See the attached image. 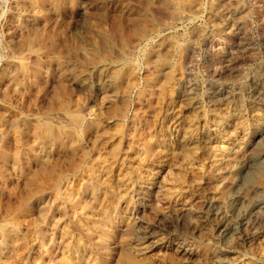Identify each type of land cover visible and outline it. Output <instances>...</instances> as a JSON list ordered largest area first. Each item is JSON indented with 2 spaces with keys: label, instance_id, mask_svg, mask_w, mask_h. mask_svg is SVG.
I'll return each instance as SVG.
<instances>
[{
  "label": "rangeland",
  "instance_id": "rangeland-1",
  "mask_svg": "<svg viewBox=\"0 0 264 264\" xmlns=\"http://www.w3.org/2000/svg\"><path fill=\"white\" fill-rule=\"evenodd\" d=\"M263 173L264 0H0V264H264Z\"/></svg>",
  "mask_w": 264,
  "mask_h": 264
},
{
  "label": "bare ground",
  "instance_id": "bare-ground-1",
  "mask_svg": "<svg viewBox=\"0 0 264 264\" xmlns=\"http://www.w3.org/2000/svg\"><path fill=\"white\" fill-rule=\"evenodd\" d=\"M181 1V0H180ZM184 1H186V0H184ZM175 2V1H174ZM192 2V1H191ZM191 6V5H190ZM162 8V7H161ZM222 8V7H221ZM179 9V8H178ZM190 13V12H189ZM232 30H233V28H232ZM213 41V40H212ZM221 43V42H220ZM222 44V43H221ZM213 46V45H212ZM205 47V46H204ZM167 48V47H166ZM163 52V51H162ZM168 53V52H167ZM165 54V53H164ZM213 65H215V64H213ZM218 67L220 66V65H217ZM216 66V67H217ZM222 68V67H221ZM206 69V68H205ZM214 70V69H213ZM229 71V70H228ZM220 72V71H219ZM121 74H123V73H121ZM121 76V75H120ZM118 82V81H117ZM119 91V90H118ZM86 111V110H85ZM127 113V112H126ZM81 116V115H80ZM83 118H84V116H83ZM100 118H98V117H96V120L95 121H93L92 123H94V125L95 126H99L100 125ZM78 120V119H77ZM79 121V120H78ZM71 124V123H70ZM82 124V123H81ZM222 125V124H221ZM79 126H80V124H79ZM77 127V126H76ZM67 138V137H66ZM70 140V139H69ZM69 145V144H68ZM84 155H86L85 153H83ZM84 155H83V157H84ZM100 156H102V155H100ZM188 156V155H187ZM82 158V157H81ZM85 159V158H84ZM247 159V158H246ZM245 159V160H246ZM98 160V159H97ZM96 160V162L95 163H93V165H92V167L91 166H88L89 167V169L90 170H92V172L91 173H89L90 175H91V177H93L92 175H94L95 173V169H94V165H97L99 162ZM244 160V161H245ZM81 161H82V159L80 160V163H81ZM84 161V160H83ZM259 161V160H258ZM90 163H91V161H90ZM240 163V162H239ZM256 163V158L254 157V158H248L247 160H246V164H244V167L243 168H245L244 169V171H242V170H238V172H239V175H241V178H239V181H241V180H244V181H247V180H250V178H251V176H253V174H254V172H253V169H251V167H253V166H255L254 164ZM257 165V164H256ZM259 165V164H258ZM87 167V166H86ZM96 167V166H95ZM97 169V168H96ZM249 169H251V171L249 170ZM85 170H86V168H85ZM97 171V170H96ZM250 171V172H249ZM263 175H264V173H263ZM237 176V175H236ZM253 178V177H252ZM251 178V179H252ZM89 181H90V184L91 185H94V182L95 181H93V178H91V179H89ZM106 181V180H105ZM238 184V182L236 183V185ZM243 184V183H242ZM238 187V186H237ZM117 189V188H116ZM235 192V191H234ZM244 194V193H243ZM73 197V192L70 190V189H68L67 190V198L69 199V200H71V198ZM241 202V201H240ZM219 204V203H218ZM210 205V204H209ZM211 206H213V204H211ZM81 208V207H80ZM239 208V207H238ZM237 209V208H236ZM78 211V210H77ZM233 211H236V210H233ZM203 212V211H202ZM224 212V211H223ZM228 213V212H227ZM181 214V213H180ZM183 214V213H182ZM181 214V215H182ZM249 215H247L246 216V218H244V217H242V218H240V219H235V217H231L230 216V218L228 219V220H222V224L224 225V227H225V229L227 230L228 229V233L229 232H231L233 235L234 234H236V235H238L236 238H239V239H242V240H244L245 238H248L249 236H247L246 234H245V232H244V229L245 228H247V227H249V228H254V227H256V224L258 223V220H264V214L263 213H261V212H259V211H256V210H254V211H252L251 213H248ZM222 215V214H221ZM232 215V214H231ZM170 217V216H169ZM182 216H179V218H181ZM183 219L185 220V218L183 217ZM175 220V219H174ZM221 220V219H220ZM187 222V221H186ZM161 223V222H160ZM164 223H165V221H164ZM205 223V222H204ZM262 223V222H261ZM159 224V223H158ZM139 226V225H138ZM137 226V227H138ZM142 226V225H141ZM145 226V225H144ZM143 226V227H144ZM170 226H173V225H170ZM136 227V228H137ZM143 227H141V229L143 228ZM153 228V227H152ZM224 229V228H223ZM149 230V229H148ZM153 230V229H152ZM145 231V230H144ZM2 232H5V230L3 229L2 230ZM135 232V231H134ZM156 232V231H155ZM149 233H151V231L149 232ZM153 234V233H152ZM157 234V233H156ZM154 235V234H153ZM152 235V236H153ZM159 236V235H158ZM138 237L139 238H141L142 236L141 235H138ZM157 237V236H156ZM155 237V238H156ZM136 238V237H135ZM152 238V237H151ZM158 238H156L155 240H157ZM141 240V239H140ZM144 240V239H143ZM158 241V240H157ZM139 242V241H138ZM155 242V241H154ZM151 243V242H150ZM154 244V243H153ZM156 244V243H155ZM146 246V245H145ZM151 247V246H150ZM154 247V246H153Z\"/></svg>",
  "mask_w": 264,
  "mask_h": 264
}]
</instances>
